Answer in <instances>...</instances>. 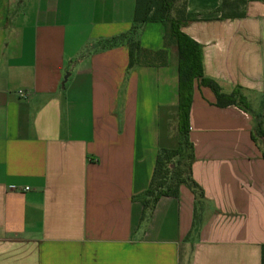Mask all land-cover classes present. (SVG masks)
<instances>
[{
	"label": "crops",
	"instance_id": "crops-1",
	"mask_svg": "<svg viewBox=\"0 0 264 264\" xmlns=\"http://www.w3.org/2000/svg\"><path fill=\"white\" fill-rule=\"evenodd\" d=\"M136 0H0V264H261L264 149L258 118L193 84L195 198L182 186L141 221L160 147L172 144L175 47L164 65L128 68ZM222 0H186L182 32L221 91L264 109V0L221 17ZM163 23L139 33L164 46ZM20 91L24 94L21 95ZM255 100V103L253 102ZM254 106V105H253Z\"/></svg>",
	"mask_w": 264,
	"mask_h": 264
},
{
	"label": "trees",
	"instance_id": "trees-1",
	"mask_svg": "<svg viewBox=\"0 0 264 264\" xmlns=\"http://www.w3.org/2000/svg\"><path fill=\"white\" fill-rule=\"evenodd\" d=\"M247 1L222 0L220 18L243 16ZM186 10V0H136L130 31L106 41L103 46L126 44L129 53L128 68L135 64L164 65L167 63V48L175 47L178 70L176 133L172 137L171 145L160 147L149 186L138 198L143 205L141 221H144L151 215L159 197L163 195L178 197L181 187L187 186L195 198L193 224L195 226L197 212L203 208L204 190L192 177L194 149L189 139V119L191 101H193V84L199 81L202 86H208L215 95L214 105L218 107L234 105L256 116L258 121L252 131V140L259 139L263 149L264 109L254 113L251 102L239 87H235L230 93L223 92L216 81L204 75L202 45L181 30L185 22L196 20V16ZM149 21H158L165 26L164 46L158 51L143 49L140 46L139 33ZM261 264H264V245L261 247Z\"/></svg>",
	"mask_w": 264,
	"mask_h": 264
},
{
	"label": "rangeland",
	"instance_id": "rangeland-1",
	"mask_svg": "<svg viewBox=\"0 0 264 264\" xmlns=\"http://www.w3.org/2000/svg\"><path fill=\"white\" fill-rule=\"evenodd\" d=\"M253 102L255 103V100H253ZM254 105V106H253ZM252 107H255V104H252ZM255 109V108H254ZM171 133L173 134V136L176 133V121L175 118H173L172 122H171Z\"/></svg>",
	"mask_w": 264,
	"mask_h": 264
},
{
	"label": "built area",
	"instance_id": "built-area-1",
	"mask_svg": "<svg viewBox=\"0 0 264 264\" xmlns=\"http://www.w3.org/2000/svg\"><path fill=\"white\" fill-rule=\"evenodd\" d=\"M20 94L23 95L24 93L22 91H20Z\"/></svg>",
	"mask_w": 264,
	"mask_h": 264
}]
</instances>
